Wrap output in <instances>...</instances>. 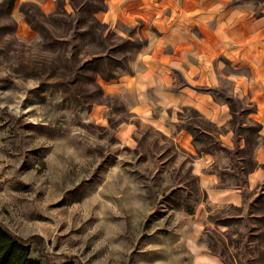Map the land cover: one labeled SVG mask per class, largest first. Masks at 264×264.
<instances>
[{
  "label": "rangeland",
  "instance_id": "obj_1",
  "mask_svg": "<svg viewBox=\"0 0 264 264\" xmlns=\"http://www.w3.org/2000/svg\"><path fill=\"white\" fill-rule=\"evenodd\" d=\"M91 1L0 0V222L42 237L30 253L41 264H264V182L242 206L207 205L191 155L170 136L133 119L131 139L120 137L122 101L91 64L108 56L130 68L144 22L107 21L104 0L99 26L82 8ZM229 102L235 132L253 144L255 105ZM181 114L183 125L213 129L193 110Z\"/></svg>",
  "mask_w": 264,
  "mask_h": 264
},
{
  "label": "crops",
  "instance_id": "obj_2",
  "mask_svg": "<svg viewBox=\"0 0 264 264\" xmlns=\"http://www.w3.org/2000/svg\"><path fill=\"white\" fill-rule=\"evenodd\" d=\"M106 1L107 21L144 22L130 71L101 82L105 94L122 101L116 125L122 140L131 139L133 119L150 124L191 155L204 203L244 205L245 194L264 182V0H252L257 8L247 0ZM230 97L255 105L246 117L259 125L262 142L235 132ZM185 109L213 126L194 125L220 147L196 143L190 123L182 124ZM224 148L235 149V157ZM227 173L242 182H227Z\"/></svg>",
  "mask_w": 264,
  "mask_h": 264
},
{
  "label": "trees",
  "instance_id": "obj_3",
  "mask_svg": "<svg viewBox=\"0 0 264 264\" xmlns=\"http://www.w3.org/2000/svg\"><path fill=\"white\" fill-rule=\"evenodd\" d=\"M98 2H88L90 6L88 8L86 7V4L82 8H84L85 11L89 12V14L92 16V19L95 20L96 24L99 26H104L102 22H100L95 16L94 13L98 10H102L105 8V1L104 0H97ZM13 5V0L10 2V6ZM26 3L22 4V10L23 7H25ZM34 6V5H33ZM23 12L26 15V19L31 22L33 17H30L29 14L27 15V9ZM35 24V23H34ZM32 24V25H34ZM131 43V49H138L140 47V42H133L130 38H127L124 42ZM94 64H91V69L96 73L101 75L104 79H110L115 78L118 76V72L116 70V65L120 66V68L124 70H129L130 68L128 65L121 66L118 64V61H115L116 59L108 56H95L94 58ZM116 62V63H115ZM113 63V64H112ZM195 111V110H193ZM196 112V111H195ZM196 114H198L196 112ZM187 128L193 135V139L195 141H201L202 137L201 135L206 133L201 131L197 128V126L188 124ZM259 128V125L256 124L255 127H252L253 130H256ZM203 148H205L203 146ZM34 244L39 251H42V248L44 247V240L39 235H32L30 237L23 238L16 233L12 232L7 226L3 225L0 222V264H41L40 260L32 257L30 255L31 253V244ZM75 259L73 257H66L62 259V261L59 264H75Z\"/></svg>",
  "mask_w": 264,
  "mask_h": 264
}]
</instances>
